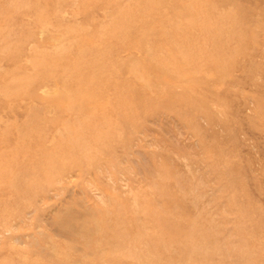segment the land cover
Listing matches in <instances>:
<instances>
[{"label": "rangeland", "instance_id": "1", "mask_svg": "<svg viewBox=\"0 0 264 264\" xmlns=\"http://www.w3.org/2000/svg\"><path fill=\"white\" fill-rule=\"evenodd\" d=\"M0 264H264V0H0Z\"/></svg>", "mask_w": 264, "mask_h": 264}]
</instances>
